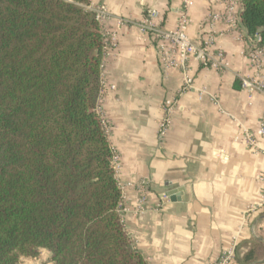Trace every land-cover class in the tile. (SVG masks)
<instances>
[{
	"label": "crops",
	"instance_id": "crops-1",
	"mask_svg": "<svg viewBox=\"0 0 264 264\" xmlns=\"http://www.w3.org/2000/svg\"><path fill=\"white\" fill-rule=\"evenodd\" d=\"M101 4L110 11L104 25L118 33L103 68L101 101L110 145L121 157L117 177L122 185L151 181L144 212H137V189H123L119 212L133 247L148 264H211L237 239V264H264V180L259 179L264 177V138L256 149L243 134L244 129L257 134L264 94L242 87V77L254 72L246 54L247 30L240 37L218 21L217 30L225 34L218 35L216 46L224 49L229 69L218 71L191 59L195 89L182 91L181 70L163 67L154 42L136 23L156 9L161 23L174 28L183 0H90L89 6ZM223 11L221 0H194L189 35L203 37L202 22ZM120 18L127 22L120 24ZM166 105L173 107V120L160 137ZM23 264L54 262L42 248L38 256L24 257Z\"/></svg>",
	"mask_w": 264,
	"mask_h": 264
},
{
	"label": "trees",
	"instance_id": "trees-1",
	"mask_svg": "<svg viewBox=\"0 0 264 264\" xmlns=\"http://www.w3.org/2000/svg\"><path fill=\"white\" fill-rule=\"evenodd\" d=\"M90 0H0V264H148L133 247L96 111L102 32ZM264 47V0H240Z\"/></svg>",
	"mask_w": 264,
	"mask_h": 264
},
{
	"label": "built area",
	"instance_id": "built-area-1",
	"mask_svg": "<svg viewBox=\"0 0 264 264\" xmlns=\"http://www.w3.org/2000/svg\"><path fill=\"white\" fill-rule=\"evenodd\" d=\"M224 4L223 12H213L207 19L202 22L203 37L195 39L188 33V26L190 22V7L193 5L194 0H183V10L179 15L177 24L174 28H166L159 19V12L152 9L147 15L139 22L137 26L143 33L150 36L154 42L157 54L165 69L178 68L182 72V91L195 89V77L192 74L190 66L191 59L197 60L205 67H211L218 71H226L230 67V63L226 58V53L221 46H216L218 35H224V31H218L216 23L218 21H225L228 24V30L238 31L240 37H243L244 25L240 14L241 4L240 0H221ZM94 12V16L99 23L102 32V61H101V89L97 98L96 111L100 115L102 125L109 134L110 127L107 121L105 111L101 105L102 97L105 93V82L103 78V68L106 65L107 59L113 53L118 44V33L113 29L107 28L104 23L110 17V11L104 4L96 7L88 6ZM120 24L127 22L125 19L118 20ZM227 32V31H226ZM250 38V45L246 51L249 57L254 72L250 76L242 77V87L249 92L260 91L264 94V47L259 44V35L255 34ZM205 91H200L203 95ZM211 98L218 102L216 95L210 94ZM172 105L164 107V114L159 121L158 134L163 137L172 124ZM244 137L253 148L259 147V137L264 138V110L260 119V126L256 133L244 129ZM112 149V162L117 175L120 170V154L113 146ZM259 179L264 180L263 176ZM122 191L125 185L133 186L139 193V205L137 212H144L148 209L146 201L148 198L147 192L150 188L151 181L149 179L130 180L122 185L119 181ZM121 198V200H122ZM264 202V200H263ZM161 207V203L156 205L155 209ZM153 208V207H152ZM253 210L250 208L248 211ZM237 239L220 255L211 262V264H237L236 260Z\"/></svg>",
	"mask_w": 264,
	"mask_h": 264
},
{
	"label": "rangeland",
	"instance_id": "rangeland-1",
	"mask_svg": "<svg viewBox=\"0 0 264 264\" xmlns=\"http://www.w3.org/2000/svg\"><path fill=\"white\" fill-rule=\"evenodd\" d=\"M109 138V137H108Z\"/></svg>",
	"mask_w": 264,
	"mask_h": 264
}]
</instances>
